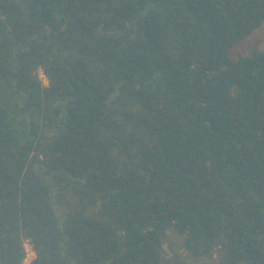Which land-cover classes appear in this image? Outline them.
Segmentation results:
<instances>
[{
	"label": "trees",
	"instance_id": "obj_1",
	"mask_svg": "<svg viewBox=\"0 0 264 264\" xmlns=\"http://www.w3.org/2000/svg\"><path fill=\"white\" fill-rule=\"evenodd\" d=\"M263 23L264 0H0V264H161L173 230L264 264V50L230 56Z\"/></svg>",
	"mask_w": 264,
	"mask_h": 264
},
{
	"label": "rangeland",
	"instance_id": "obj_2",
	"mask_svg": "<svg viewBox=\"0 0 264 264\" xmlns=\"http://www.w3.org/2000/svg\"><path fill=\"white\" fill-rule=\"evenodd\" d=\"M254 49L264 50V23L257 29L249 38L243 40L238 45L230 50V56L234 60L239 57L250 56ZM40 78L44 84L47 85V79L42 71L39 72ZM62 200H60L61 202ZM164 253L161 258V264H218V258L215 256L212 259L194 258L189 255L183 248L184 236L179 234L176 230L166 232L165 234ZM25 249L27 257L24 264H30L35 254L31 245L26 242ZM240 264H250L248 262H241Z\"/></svg>",
	"mask_w": 264,
	"mask_h": 264
}]
</instances>
